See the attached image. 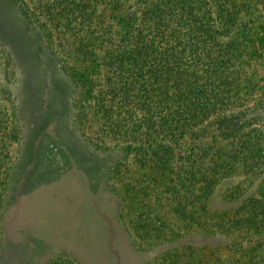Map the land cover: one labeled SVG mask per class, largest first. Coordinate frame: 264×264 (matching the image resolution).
Instances as JSON below:
<instances>
[{
  "label": "rangeland",
  "instance_id": "1",
  "mask_svg": "<svg viewBox=\"0 0 264 264\" xmlns=\"http://www.w3.org/2000/svg\"><path fill=\"white\" fill-rule=\"evenodd\" d=\"M86 1L0 0V160L7 156L0 173V264H210L208 253L213 264H264V0H225L224 8L212 0L220 30L238 37L223 67L233 79L241 67L246 77L226 89L201 71L198 82L206 94L247 98L197 128L187 140L190 157L167 141L148 146L153 169L146 172L159 183L147 181L126 147L88 131L89 120L100 126L92 85L101 78L80 77L71 67L59 50L60 41H71L58 40L44 9L47 3L56 14L66 7L70 19ZM88 1L83 12L94 4ZM95 1L101 10L102 0ZM180 39L179 47L194 48L188 36ZM203 52L192 60L212 59ZM186 165L198 182L183 172ZM129 182L148 185L135 218ZM188 205L196 210L184 220Z\"/></svg>",
  "mask_w": 264,
  "mask_h": 264
},
{
  "label": "trees",
  "instance_id": "2",
  "mask_svg": "<svg viewBox=\"0 0 264 264\" xmlns=\"http://www.w3.org/2000/svg\"><path fill=\"white\" fill-rule=\"evenodd\" d=\"M33 1L41 6L44 0ZM138 1H142L140 8L133 10ZM215 1L222 2L221 8L225 7L226 1L230 2ZM86 2L76 6L75 15L70 19L66 18V7L60 8L56 14L50 11H53L51 6L47 9V3L44 9L48 11L49 24L57 28L55 34L58 40L69 38L68 41H71L59 42L60 53L67 61L70 60L71 67L81 71L80 77L89 74L101 78L92 85L97 95L93 104L96 110L92 115L95 124L100 126L93 125L89 120L88 131L102 142L126 147L139 164L138 170L146 173L148 182L149 179L154 183L162 182L157 177L149 178L146 172L153 169L149 163L148 146L157 141H167L179 150L180 156L184 157L187 153L190 157L193 147H188L187 142L196 138L198 127L216 114L244 104L245 93L231 95L229 92L223 97L220 91L206 94L198 82L202 79L199 73L202 71L210 81H220L218 85L226 89L230 88L232 81H236L238 88L244 84L246 76L241 67L234 72L235 79L223 67L227 65L224 59L231 60L232 44L238 41V37H234L232 30H220L215 21L212 0H102L101 10H96L94 0L90 10L83 12L82 8H88L87 4H90L88 0ZM44 9L41 11L44 12ZM64 20L65 29H62ZM185 25H189L187 30ZM198 25H205L206 30ZM182 34L188 36L187 41L194 48L179 47L183 45ZM210 42L213 49L206 46ZM239 46L243 48L242 43ZM202 47L212 59L199 65L200 60L193 61L191 55L200 59L207 54L198 53ZM239 53L242 55V51ZM187 56L189 59L186 60ZM238 96L239 101L235 98ZM99 108L104 110L98 112ZM11 138L13 140L14 136ZM261 154H257L259 158ZM6 158L4 155L0 160V173ZM244 158L247 156L244 155ZM182 169L185 174H191L193 182L199 181L193 167L186 165ZM135 186L132 182L127 185L128 203L136 204L132 210L134 218L139 215L144 186L148 185L140 183L138 188ZM158 191L162 195L167 193L164 187ZM194 210L188 205L181 213L182 219H191L187 212ZM203 210L206 211V208ZM192 215L194 222H199L198 215ZM148 229L151 231L152 227ZM150 234L147 243H152L157 236L154 231ZM206 258L208 263H214L209 253Z\"/></svg>",
  "mask_w": 264,
  "mask_h": 264
}]
</instances>
